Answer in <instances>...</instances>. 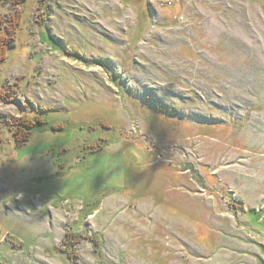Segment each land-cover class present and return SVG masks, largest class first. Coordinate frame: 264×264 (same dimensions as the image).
I'll use <instances>...</instances> for the list:
<instances>
[{
	"label": "rangeland",
	"instance_id": "obj_1",
	"mask_svg": "<svg viewBox=\"0 0 264 264\" xmlns=\"http://www.w3.org/2000/svg\"><path fill=\"white\" fill-rule=\"evenodd\" d=\"M0 16V264H264V0Z\"/></svg>",
	"mask_w": 264,
	"mask_h": 264
},
{
	"label": "trees",
	"instance_id": "obj_2",
	"mask_svg": "<svg viewBox=\"0 0 264 264\" xmlns=\"http://www.w3.org/2000/svg\"><path fill=\"white\" fill-rule=\"evenodd\" d=\"M9 21L10 20L8 19V17L0 16V22H2V24H0V42L2 43V48L4 50H6L5 52H9V51L13 50L16 47V41H17V29H16V27L14 28V26H13V30L11 32L8 31V27L11 26V23H6V22H9ZM3 22H5L6 24L3 25ZM3 32L6 33V35H4ZM2 52H3V50H2ZM1 101H3V102L6 101V100H4L3 94H1ZM17 121H18V123L16 125L17 128H16V131L14 132V136H15L16 143L20 147L26 145L28 142L31 141V140H29L31 133H33L37 129L39 132L44 131V132H54V133L55 132H57V133L65 132V131H69V129H71L70 126L68 128L67 124H59V126L55 127V124H53L52 122L50 123L48 120L47 121H40V120L35 121L34 119L21 118ZM81 129H82V132H88L89 131V129L85 128V127H82ZM21 131L26 132L27 136L21 135L20 134ZM82 134H84V133H82ZM59 146H60V144L56 145V147L52 151L53 154L54 155L56 154L55 156H57V157H55L56 163H58L60 160L64 161L63 154L66 152V150H64L65 147L57 150V148ZM95 152H97V151H95ZM69 156H70V152L66 153V157L70 161ZM58 157H59V160H56Z\"/></svg>",
	"mask_w": 264,
	"mask_h": 264
}]
</instances>
